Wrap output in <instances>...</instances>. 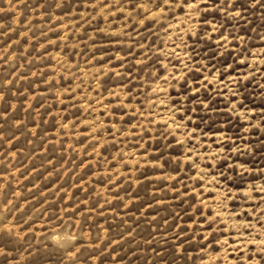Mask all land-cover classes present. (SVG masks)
I'll return each mask as SVG.
<instances>
[{
	"label": "rangeland",
	"instance_id": "1",
	"mask_svg": "<svg viewBox=\"0 0 264 264\" xmlns=\"http://www.w3.org/2000/svg\"><path fill=\"white\" fill-rule=\"evenodd\" d=\"M0 264H264V0H0Z\"/></svg>",
	"mask_w": 264,
	"mask_h": 264
}]
</instances>
